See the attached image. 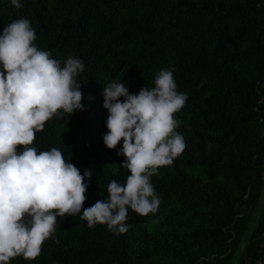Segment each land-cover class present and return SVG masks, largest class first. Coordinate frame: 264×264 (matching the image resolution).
Returning a JSON list of instances; mask_svg holds the SVG:
<instances>
[{"label":"trees","instance_id":"obj_1","mask_svg":"<svg viewBox=\"0 0 264 264\" xmlns=\"http://www.w3.org/2000/svg\"><path fill=\"white\" fill-rule=\"evenodd\" d=\"M20 2L0 0V34L26 18L40 50L62 66L68 56L84 63L83 109L45 122L31 145L92 171L81 212L130 174L117 155L123 141L103 144L108 83L138 94L173 70L187 93L175 114L186 148L151 178L162 200L155 215L129 210L125 234L89 228L81 214L58 217L39 257L9 264H264V0Z\"/></svg>","mask_w":264,"mask_h":264},{"label":"clouds","instance_id":"obj_2","mask_svg":"<svg viewBox=\"0 0 264 264\" xmlns=\"http://www.w3.org/2000/svg\"><path fill=\"white\" fill-rule=\"evenodd\" d=\"M10 6L23 7L20 0H10ZM35 40L26 18L13 20L0 34V264L39 257L44 242L56 233L57 218L65 215L81 214L89 228L106 225L115 234L127 233L129 210L138 216L157 213L162 200L151 178L186 148L175 114L187 93L177 91L173 70L160 69L155 86L142 87L138 94H130L121 81L108 83L102 88L108 113L103 144L113 150L123 141L117 155L124 157L120 167L130 174L123 184L111 180L107 199L81 212L92 171L81 175L58 148L38 151L31 145L45 122L83 109L77 77L84 63L68 56L62 66Z\"/></svg>","mask_w":264,"mask_h":264},{"label":"rangeland","instance_id":"obj_3","mask_svg":"<svg viewBox=\"0 0 264 264\" xmlns=\"http://www.w3.org/2000/svg\"><path fill=\"white\" fill-rule=\"evenodd\" d=\"M264 191V190H263ZM257 217H258V214H257Z\"/></svg>","mask_w":264,"mask_h":264}]
</instances>
